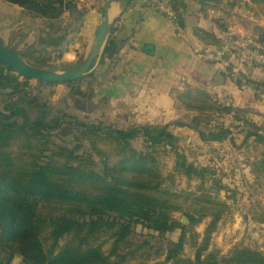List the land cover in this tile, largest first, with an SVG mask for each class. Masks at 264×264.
<instances>
[{"label":"trees","instance_id":"trees-1","mask_svg":"<svg viewBox=\"0 0 264 264\" xmlns=\"http://www.w3.org/2000/svg\"><path fill=\"white\" fill-rule=\"evenodd\" d=\"M6 1L44 19H56L63 13L57 0ZM167 1L175 12V23L183 28L185 22L178 11L177 0ZM217 2L199 3L215 7ZM118 28L117 22L100 65L124 44L115 38ZM220 29L219 35L198 26L193 27L192 32L204 45H210L203 48L217 47L224 40L223 29ZM253 31L252 36L264 44V26H255ZM245 75L249 84L264 92V81L252 79L250 71ZM193 92L188 88L178 96L183 108L192 113L187 124L175 120L165 124L145 123L123 130L84 122L76 117L68 120L56 118L49 124L37 120L25 125L0 117V264H10L14 254L20 257V264H120L132 252L125 250L136 226L156 235L171 234L181 228L182 223L174 216L175 212L182 210L181 195L164 185L159 156L173 154L172 174L187 179L203 181L208 173L213 183L215 173L210 165H196L187 159L181 144L185 137L176 134L177 126L185 125L203 142L233 140V128L237 129L236 133L243 137L241 146L250 141L249 138L262 145V158L252 165L264 170V120L255 122L249 118L246 114H250L251 109L211 101L208 91ZM189 96L193 104L188 103ZM83 97L87 102L93 100L90 92ZM202 116L208 119L205 127L197 122ZM226 117L230 119L227 124L224 122ZM63 124H68L70 132L75 135L77 143L72 149L53 141V135L59 133ZM246 125L250 128L247 129ZM83 138L93 143L111 142V149H116L114 161L109 163L108 152L101 150L100 169L85 168L91 163L88 158L91 156L75 153ZM135 140H141V150L132 146ZM200 196L198 199L218 206L212 213L213 221H216L226 203L206 193ZM194 204L199 214L200 210H205L200 202ZM260 223H264V217ZM66 235L69 239L58 246V241ZM103 236L111 241L109 253L95 243ZM181 247L179 236L177 241L169 243L165 262L264 264V254L250 247H236L227 256H219L218 251L208 249L207 231L193 258L181 257Z\"/></svg>","mask_w":264,"mask_h":264},{"label":"rangeland","instance_id":"rangeland-1","mask_svg":"<svg viewBox=\"0 0 264 264\" xmlns=\"http://www.w3.org/2000/svg\"><path fill=\"white\" fill-rule=\"evenodd\" d=\"M91 1L93 3L94 0ZM148 1L154 8L151 0ZM258 1L260 2L254 0H220L215 3L217 6L211 8L222 12L219 14L217 21L223 25V21L234 13L239 18L238 22L244 23L242 25L246 32L243 33V36H250L255 25L264 26V0ZM104 4L103 2L99 9L92 7V4L78 9L62 7L63 13L52 20H43L35 13L33 14L37 17L29 12L18 11L4 0H0V11L6 13L7 16V20L3 23L4 26L13 24L16 21L19 22L20 26H30L31 28L39 26L40 30L37 35L41 34V36H38L40 40L30 43L29 47L22 50L24 55L40 62L44 68L63 69L70 66L82 46L96 31ZM167 6L174 12L168 1ZM55 29H64L70 32V35L59 48L54 45L52 49L48 47L50 50H47L46 47L52 45L41 41V37ZM26 44L28 43H24V45ZM111 59L107 56L104 62L101 65L99 62L96 69L90 74L71 83L48 84L35 79L22 80L19 78L16 93L24 97L31 108H37L40 118L49 122L56 118L68 120L71 117H76L84 122L99 123L101 126L123 130L145 124L146 122H129L127 124L126 122L130 121V118L128 117L126 121L124 116L116 114L120 110L111 105L112 101L96 92L98 87H103L104 84L107 85L114 74L111 71L113 64ZM204 61L216 65L211 61ZM217 68L220 69L218 65ZM256 69L264 71L263 67H256ZM231 81L240 89L239 83ZM208 87L209 85H207V88L202 89L201 87V90H194L193 93L198 94L200 91H208L211 101L218 104L234 105L235 101L230 102L228 98L230 96L224 94V91L218 90L215 92L214 89H219L220 86L212 89H208ZM257 90L263 95L254 93L251 90L258 97L251 93H244L240 98H243L241 100L246 106L235 107L251 109L250 114H245L255 122H260L264 120V92L260 89ZM89 92L92 94L93 100L87 102L83 95L87 96ZM188 99V103L193 104L191 96ZM33 113L36 115L34 110ZM191 115V112L186 111L176 119L161 122L157 115L151 114L152 119L159 122H148V124H165L175 120H181L187 124L192 118ZM229 120L226 117L224 119L225 124ZM197 122L200 126L205 127L208 119L202 116ZM209 123L213 122L209 120ZM184 126L175 128L178 136L185 137L184 142L181 143L182 151L187 159L194 161L196 165H210L215 173V181L212 183L210 175L206 172L203 181L194 178L187 179L185 176L176 173L172 174L175 162L174 155H160L159 162L162 174L165 177L164 185L181 195L182 210L181 212H175L174 216L183 226L175 229L171 234L162 235L151 234L147 229H142L139 225L136 226L135 231L129 237L130 245L125 250L132 252L127 255L129 257L125 262L120 264H169L164 260L166 250L169 243L177 241L179 236L182 241L180 256L193 258L196 248L202 242L206 231L209 241L208 249L218 251L219 256H227L236 247L259 249L264 254V247L260 248L261 244L264 246V242H260L261 231L264 233V223H260L261 218L264 217V170H258L252 165V163L262 158V145L255 144L253 139L249 138L250 141L241 146L240 141L243 137L242 134L236 133L237 129L235 128H233V135L231 136L237 142L231 140L228 145H215L211 141H200L193 131ZM246 127L247 129L250 128L248 125ZM70 131V126L63 124L58 131L59 133L53 135V141L57 145L72 149L77 141L74 140L75 135ZM234 142L236 146L233 145ZM112 146L113 144L108 141L93 143L83 138L82 144L76 147L75 153L83 156H85L84 153L90 155L91 157L88 158L91 163L86 164L85 168L99 170L100 160L103 159L101 150L108 152L106 154H108L107 161L109 163L114 161L116 149H111ZM132 146L137 150H141V140L133 141ZM72 163H75V161ZM170 174H172L171 177H169ZM226 187L229 189L228 192H226ZM202 193L217 197L226 203L227 206L223 208L216 221H213L212 213L218 206L208 204L202 198L198 199ZM226 195L229 198H226ZM196 202H200L205 208L203 211L200 210V214L195 207L194 203ZM187 215H189V218ZM68 239L69 236H63L58 241V246L64 245ZM95 243L100 244L105 253H109L111 241L108 238L106 239L105 236L100 237ZM46 248L47 246H45ZM112 258L117 261L116 257L113 256ZM20 260V257L14 254L10 264H20Z\"/></svg>","mask_w":264,"mask_h":264},{"label":"crops","instance_id":"crops-1","mask_svg":"<svg viewBox=\"0 0 264 264\" xmlns=\"http://www.w3.org/2000/svg\"><path fill=\"white\" fill-rule=\"evenodd\" d=\"M106 1L95 0L92 7L99 9ZM6 3L18 11L36 16L16 4L8 1ZM177 5L185 22L183 28L153 8L148 0H133L118 20L119 28L115 38L124 44L110 57L113 60L111 71L114 73L110 82L98 87L96 92L112 101L111 105L120 110L116 114L124 116L126 121L130 118L127 124L159 122L152 119L151 114L157 115L161 122L178 118L186 112L178 96L188 88H207L220 70L217 65L196 56L195 49L210 45L200 42L194 36L192 28L198 26L216 35L221 34L222 28L224 33L227 30L226 25L217 21L222 12L194 0H177ZM238 19L234 13L226 18L230 30L243 36L246 32L242 25L244 23L238 22ZM6 20V13L0 11L1 45H11L14 51L23 53L22 50L29 47L30 43L39 41V26H20L18 21L4 26ZM253 33L254 31L252 35ZM248 71L252 79L264 80V71L248 67L242 69L244 75L248 74ZM231 80L227 75L225 84L219 89H214L215 92L224 91V94L230 96V102L235 101L234 105L232 104L234 107L246 106L240 96L244 93H254L248 89H238ZM233 141L237 142L235 139ZM230 142L229 139L223 142L211 141L215 145H228ZM261 233L260 242H264V233ZM263 247L261 244L260 248Z\"/></svg>","mask_w":264,"mask_h":264},{"label":"water","instance_id":"water-1","mask_svg":"<svg viewBox=\"0 0 264 264\" xmlns=\"http://www.w3.org/2000/svg\"><path fill=\"white\" fill-rule=\"evenodd\" d=\"M133 0H107L103 13L99 19V25L93 35L82 46L75 60L65 69H46L43 65L31 58L14 51L11 45L0 44V68L10 70L25 78L35 79L46 83H65L74 81L90 74L98 66L105 50L108 39L116 23L120 19L126 7ZM198 2H215L220 0H194ZM68 8L79 6L74 0L67 1ZM226 72L219 70L212 79L208 89L223 86L226 81Z\"/></svg>","mask_w":264,"mask_h":264},{"label":"built area","instance_id":"built-area-1","mask_svg":"<svg viewBox=\"0 0 264 264\" xmlns=\"http://www.w3.org/2000/svg\"><path fill=\"white\" fill-rule=\"evenodd\" d=\"M62 7H67L68 0H57ZM79 8H85L93 3L91 0H74ZM95 2V0L93 1ZM154 8L169 19L175 22L176 15L167 6V0H151ZM227 30L224 32V40L220 46L195 49L194 52L198 58L211 61L224 70L234 82L239 83L240 89L252 90L254 93L261 94L256 88L251 86L248 79L243 74L244 67L264 68V44L260 43L253 36L237 35L229 28V22L223 21Z\"/></svg>","mask_w":264,"mask_h":264},{"label":"flooded vegetation","instance_id":"flooded-vegetation-1","mask_svg":"<svg viewBox=\"0 0 264 264\" xmlns=\"http://www.w3.org/2000/svg\"><path fill=\"white\" fill-rule=\"evenodd\" d=\"M59 30H52L49 34L41 37V41L50 43L52 45L47 46V50H50V48L48 47H51L52 49L54 45L59 48V46H61L64 43L65 39L70 35V32L65 31L64 29ZM38 36H41V34L39 33ZM38 40H40L39 37ZM22 54L24 55V53ZM19 78H21L22 80L29 79L19 74H14L9 70L4 71L3 68H0V117L11 121H17L20 124L22 123L24 125L27 123H33L37 120L44 121L49 124V121H46L45 119L39 117L36 107L31 108L28 101L24 97L19 96L16 93L17 80ZM33 110L36 112V115L33 113Z\"/></svg>","mask_w":264,"mask_h":264}]
</instances>
